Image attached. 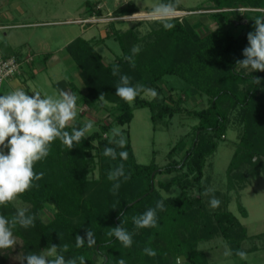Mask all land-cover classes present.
I'll return each instance as SVG.
<instances>
[{
    "label": "trees",
    "instance_id": "obj_1",
    "mask_svg": "<svg viewBox=\"0 0 264 264\" xmlns=\"http://www.w3.org/2000/svg\"><path fill=\"white\" fill-rule=\"evenodd\" d=\"M207 1V8L187 10L212 11L207 17L215 26L203 33L184 17L171 18L175 26L170 30H165L160 21L150 24L144 35H139L136 27L122 32L117 30L114 39L122 55L112 61L104 60L95 44L82 37H76L66 45L65 50L79 69L84 86L81 91L70 83L71 92L77 96V105L103 109L112 120L101 124L98 132L90 133L71 149L56 139L51 143L49 155L34 164V171L43 172V178L34 182L38 187L20 194L18 199L28 204L27 214L37 216L35 226L24 229L17 225L13 229L14 236L22 241L23 256L45 251L50 245L67 244L65 258L83 256L86 264H118L120 259L126 264H178L180 256L184 257L185 264H210L205 253L197 250V245L219 236L226 241L233 255L236 250L244 251L241 244L248 238L247 232L226 208L227 196L215 191L213 194L220 200V205L209 210L201 195L202 179L207 158L216 151L218 140L224 138L227 130L229 119L228 111L223 108L225 105L237 111L241 125L226 171L228 189L234 190L235 181L239 182L241 189L244 188L243 182L247 183L250 177L259 179L264 175V72H247L236 64L237 60L244 59L242 52L248 46L247 34L255 31L254 17L264 16V0ZM239 8L249 9L247 11L253 18L252 24L235 36L231 29L238 22L232 18L238 14ZM177 11H184L179 4ZM136 12L133 3H127L119 10L121 16ZM96 13L100 15V11ZM134 45H138L140 51L134 57L133 67L124 58L131 55ZM13 55L19 61L22 59L20 51ZM114 64L119 65L120 74L131 77L133 85L142 84L155 89L158 96L146 100L142 94L132 103L116 96L115 85L119 76L112 75ZM165 76L180 79L185 85L183 93L191 91L193 95L205 96L208 106L200 110L182 109L181 97L174 99L171 94L164 93L160 82ZM256 77L261 78L260 84L253 81ZM101 94L103 100H99ZM140 108L150 110L153 126L158 120L170 119L181 112L197 120L189 145L180 140L168 154L170 161L162 167L153 161L148 165L136 161L126 129L120 130L126 144L116 150L118 153L126 151L127 159L121 161L117 157L112 160L102 155L106 146L115 147L103 134L109 133L113 125L123 127L129 124L133 111ZM73 127L78 128L73 125L65 130L70 132ZM3 150L7 153V149ZM178 152H182L180 159L173 156ZM120 163L130 178L127 181L121 178L118 193L113 195L109 191L113 182L107 179V173ZM245 167L247 174L243 172ZM94 169L98 171L97 178H89ZM157 175L171 176L156 181ZM173 187L178 189V194L164 196L160 191L167 193ZM194 191L199 195L194 196ZM158 200H163L164 210H157V227L135 228L132 218L154 208ZM46 206L54 209L49 222H44L41 217ZM239 211L247 217L241 205ZM15 212L11 203L0 206V214L9 218ZM121 222L132 234L130 248L107 235L109 228L117 227ZM87 229L94 233L95 245L89 247L86 242L77 248L75 237L79 235L86 240ZM263 237L264 233L257 236ZM145 247H151L157 255H145ZM6 259L7 254L0 251V264Z\"/></svg>",
    "mask_w": 264,
    "mask_h": 264
},
{
    "label": "rangeland",
    "instance_id": "obj_2",
    "mask_svg": "<svg viewBox=\"0 0 264 264\" xmlns=\"http://www.w3.org/2000/svg\"><path fill=\"white\" fill-rule=\"evenodd\" d=\"M96 1L97 0H0V14L6 19L0 18V23L1 25L7 26L0 29V52H3L8 44L5 41L6 39L9 40L12 45L20 43L21 47L24 46L23 52L28 53L36 62H39V57L42 56L39 52L40 48L50 47L51 54L54 53L45 64L47 67L46 70L44 69L38 74L36 73L33 75L35 77L32 76V79H28L25 84L17 85L15 81L12 84L9 83L11 82L9 80L4 81L0 86V95L14 89H24L28 95L32 92H40L43 96L58 98V91L62 89L63 84L57 85V88L55 85L54 89L51 86L52 82H56L55 78L58 76H62L65 82L69 81L76 85L81 91H84V86L79 76V69L76 70V65L67 54V51L62 50L60 47L68 40L72 41L76 35H83L80 34V25L72 22L66 23L65 21L76 20L79 17L82 18L84 11L87 9V2L95 3ZM100 1L103 4L102 10L104 13L109 10L114 11L112 14L104 15V17H100L99 19L95 18L98 22L97 24H105L102 27L103 29L110 26L109 24L111 23L114 24L113 27H109L110 29L105 31L108 36L110 34L112 40L104 39L108 47L103 49L105 58L108 57L111 61L114 60L113 57H115V54L112 56L111 53H116L119 56L122 55L120 47L114 39L115 31L118 30L122 32L127 30V28L136 27L138 29V34L144 35L149 31L150 24L154 21H160L158 18L150 15L153 5L159 3L160 0H131L139 10L136 16L133 14L130 16H121L119 14L121 8L118 11L114 10L118 5L124 3L125 0ZM178 4L184 11H177L175 17L179 19L183 17L189 18L188 21L194 24L195 27L197 26L198 32L203 33L205 29H212L215 26L214 22L207 17L212 11H187L207 8L209 6L207 0H178ZM17 6L26 9L22 16L16 14L15 7ZM247 10L249 9H237L238 14L232 18L235 22H238L236 27L231 29L233 35H238L243 28L252 24L251 19L253 15ZM139 22L140 26L138 25ZM22 23H28L30 25L24 27L9 26ZM91 31L96 38L99 37V32L95 27ZM82 38L87 39L88 35H84ZM59 48L61 50H59ZM33 64L34 61H31L23 65L21 73L16 77L24 75V70H26V74L30 72L33 73V71H31V68L35 65ZM249 71L250 70L247 69V72ZM160 85L166 95L171 94L174 99L181 97L180 107L182 109L200 110L208 106V100L205 96L193 95L191 91L183 93L185 85L175 76L163 77ZM51 90L53 92L52 95ZM170 90L174 91L170 93ZM142 97L146 100L152 99L150 96L142 95ZM77 106V116L73 121H69L67 126L77 125L79 128L83 127L85 123L91 120L94 122L92 133L94 131L98 132L101 124L108 123L112 120V116L103 109L94 110L83 104H78ZM223 108L228 111L229 121L227 123V130L224 134V138L218 140L216 151L207 158L203 170L201 195L203 197V202L206 203L209 210L213 209L209 206L211 195H203L205 188H212L214 192H219V195L227 196L226 208L246 229L248 238L243 241L241 248L248 255L246 260H241L235 255L225 257L223 253L225 248H229V246L220 236L214 237L209 241L199 242L197 250L205 253L210 264H264V237L262 239L257 238L259 234L264 233V175L259 179L250 177V179L246 181L247 183L242 181L244 183V188L241 189L239 182L237 183V181H235L234 190L230 191L228 189L226 171L241 132V125L238 122L236 110L229 109L226 105ZM150 117L151 113L148 108L135 109L133 111V118L129 124L123 127L113 125L112 129L119 128L120 130L126 129L128 131L132 149L136 161L139 164L148 165L153 161L155 165L162 167L170 161L171 156L169 155V157L168 154L180 140H185L186 145H189L191 142L192 129L197 124V120L193 119L187 113L181 112L170 119L158 120L153 126ZM103 137L111 138V131L107 133V135L103 134ZM181 155L182 152H178L173 156H175L174 158L176 159H180ZM243 172L247 174V167L243 168ZM97 175L98 171L94 169L89 173L88 177L97 178ZM169 176L157 175L156 181L164 180ZM160 191L164 196H173L179 192L176 187H173V189L167 193L161 189ZM193 195L198 196L199 193L194 191ZM11 204L15 210H17V208H24L26 210L29 208L28 204L21 202L18 198L11 202ZM240 205L245 209L247 217L241 215L239 211ZM53 212L54 209L52 206H46L41 214L43 221L49 222L52 219ZM15 239L16 246L14 248L1 251L2 254H7V259L2 264H22V241L17 237H15ZM97 262H101L100 257L97 258ZM180 264H185L184 258L181 260Z\"/></svg>",
    "mask_w": 264,
    "mask_h": 264
},
{
    "label": "clouds",
    "instance_id": "obj_3",
    "mask_svg": "<svg viewBox=\"0 0 264 264\" xmlns=\"http://www.w3.org/2000/svg\"><path fill=\"white\" fill-rule=\"evenodd\" d=\"M178 0H160L153 5L150 15L158 18L165 30L172 29L175 25L171 18L177 15ZM254 32L247 34L248 46L243 49V60H237V66L253 71L264 72V16L254 17ZM140 51L138 45L131 49V55L124 59L133 67L134 57ZM112 75L119 76V82L115 85V95L126 103L134 102L140 95L150 96L155 99L158 93L155 89L145 87L142 84L133 85L131 77L120 74L118 64H114ZM256 84L261 83V78L253 79ZM29 96L24 89H14L0 95V206H7L18 196L32 187H38L35 181L43 178L44 173H36L34 164L45 159L51 149V143L59 139L61 144L68 149L79 144L82 139L89 136L93 129L94 122L89 120L83 127H73L69 132L66 129L68 122L73 121L77 116V96L69 91L59 90L58 98L43 96L40 92H33ZM101 94L99 100H103ZM107 135V134H106ZM109 144L115 147H105L102 155L121 161L127 159L126 151L117 152L116 148H124L126 141L119 128L111 130ZM3 149H7V153ZM127 181L130 176L125 174L124 165L120 163L107 173V179L112 181L109 191L116 195L121 186L120 180ZM214 189L205 188L203 195H211L209 206L213 209L219 207L220 200L215 197ZM115 208V207H113ZM157 210H164L163 200H158L154 208L147 209L144 213L132 218L135 228L157 227ZM37 216L27 214L26 209L17 208L16 212L9 218L0 214V251L8 250L16 246V239L13 229L17 225L24 229L35 226ZM109 237H115L123 247L132 246V234L122 226L109 228ZM86 237L77 235L75 237L76 247H83L87 242L89 247L96 243L94 233L86 230ZM68 251V245H50L40 253L30 252L21 258L26 264H86L83 256L65 258L64 252ZM143 253L149 257H155L157 252L151 247H145ZM225 257L233 255V251L226 247L223 253ZM235 255L241 260L247 259V253L236 250ZM118 264H126L120 259Z\"/></svg>",
    "mask_w": 264,
    "mask_h": 264
},
{
    "label": "crops",
    "instance_id": "obj_4",
    "mask_svg": "<svg viewBox=\"0 0 264 264\" xmlns=\"http://www.w3.org/2000/svg\"><path fill=\"white\" fill-rule=\"evenodd\" d=\"M127 3H132V1L131 0H125L124 1V3H122L121 5H118L114 10L116 11H118L120 8H122L124 5H126ZM135 5V4H134ZM136 6V5H135ZM86 10L84 11V15H83V17L81 18V17H79L78 19H76V20H72V21H65L66 23H69V22H72V23H74V24H78V25H80V34H83L82 36L80 35H76V37H83L84 35H88V38L87 39H85V40H89V41H91V42H93L94 44H95V48H96V50L98 51V53H100V55L104 58V60H106V61H111L110 60V58H105V56H104V54H103V49L105 48V47H108L107 45H106V43H105V40L104 39H109V40H112V37L110 36V34H109V36H108V34L105 32L107 29H110L109 27H113L114 26V24H109L110 26H108V27H106L105 29H103L102 27L105 25V24H97L98 22L97 21H95V18H97V19H99L100 17H104V15H109V14H112L114 11H112V10H109V11H107L106 13H104L103 12V4L101 3V1L100 0H97L95 3H90V2H88V4H86ZM25 8L23 9V8H21V6H17V7H15V12H16V14L17 15H19V16H22L23 14H24V12H25ZM136 10H137V12L136 13H134L133 15L134 16H136V14L137 13H139V10H138V7L136 6ZM97 11H100V15H98L96 12ZM127 16H130V15H127ZM127 16H125V17H127ZM0 18L1 19H5V17L4 16H2L1 14H0ZM128 18V17H127ZM6 20V19H5ZM84 20H88V21H84ZM63 22V21H62ZM64 22V23H65ZM60 23V22H59ZM30 24H28V23H22V24H19V25H9V26H13V27H24V26H29ZM34 25V24H33ZM3 27H7L6 25H1V23H0V29H2ZM94 27L98 30V32H99V37L98 38H96L94 35H93V33H92V29H94ZM128 29V28H127ZM76 37H74L73 38V40L76 38ZM5 41L8 43L7 44V46L5 47V49L3 50V52H0V58H5V57H9V56H12L13 54H15V52H17V51H20L21 52V57L23 58V57H26V56H28L29 54L28 53H24L23 52V48H24V46H20V43H18V44H15V45H12L11 44V42L9 41V40H6L5 39ZM67 42H71V40H68ZM64 43L63 45H61V49L62 50H65V47H66V45L68 44V43ZM59 48V50H61ZM39 52L42 54V56L41 57H39V62L37 61L36 62V60L35 59H33L32 61H34V66L33 65H31V66H33L31 69V71H33V73L32 72H30L29 74L27 73H25V71L26 70H24V75H21V76H19V77H15V78H13V79H11V80H9V81H11V82H9V83H13L14 81L17 83V85L19 84V85H23V84H25L26 82H27V80L28 79H32V76L33 75H35L36 73L38 74L40 71H42V70H46V62H47V60L54 54H51V50H50V47L48 48V47H43V48H40L39 49ZM111 53V52H110ZM56 54V53H55ZM68 54V53H67ZM112 54V56H113V54H115V57H118L119 55H117L116 53H111ZM69 55V54H68ZM70 57V56H69ZM115 57H113V58H115ZM71 58V57H70ZM112 59V58H111ZM72 60V59H71ZM73 61V60H72ZM74 63V62H73ZM75 64V63H74ZM25 69V68H24ZM78 68L76 67V70H77ZM20 77H21V79H20ZM33 77H35V76H33ZM21 80V81H20ZM55 80H56V82L54 83V82H52L51 83V86H52V88L54 89L55 88V85H56V88H57V85L59 86L60 84L62 85L63 84V86H62V90H65V91H69V92H71V89H70V82L68 81V82H65V79H63L62 78V76H58V77H56L55 78ZM64 82V83H63ZM8 83V84H9ZM48 83H49V81H48ZM47 83V84H48ZM10 85V84H9ZM49 85V84H48ZM53 94V92H52V90H51V95ZM32 95H34V93L32 92L31 94H29V96H32Z\"/></svg>",
    "mask_w": 264,
    "mask_h": 264
},
{
    "label": "built area",
    "instance_id": "obj_5",
    "mask_svg": "<svg viewBox=\"0 0 264 264\" xmlns=\"http://www.w3.org/2000/svg\"><path fill=\"white\" fill-rule=\"evenodd\" d=\"M84 21L86 22L88 20ZM32 60L33 59L30 55L23 57L20 61L14 55L0 58V86L4 81L10 80L19 75L22 71L23 65L31 62Z\"/></svg>",
    "mask_w": 264,
    "mask_h": 264
},
{
    "label": "water",
    "instance_id": "obj_6",
    "mask_svg": "<svg viewBox=\"0 0 264 264\" xmlns=\"http://www.w3.org/2000/svg\"><path fill=\"white\" fill-rule=\"evenodd\" d=\"M183 256H180L179 258H177V262L180 264L181 260L183 259Z\"/></svg>",
    "mask_w": 264,
    "mask_h": 264
}]
</instances>
